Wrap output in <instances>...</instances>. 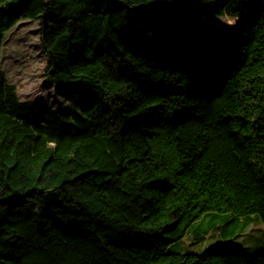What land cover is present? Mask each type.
Listing matches in <instances>:
<instances>
[{"label": "trees", "instance_id": "1", "mask_svg": "<svg viewBox=\"0 0 264 264\" xmlns=\"http://www.w3.org/2000/svg\"><path fill=\"white\" fill-rule=\"evenodd\" d=\"M22 18L69 103L0 73V264H264L171 250L204 216L198 240L264 223V0H9L0 54Z\"/></svg>", "mask_w": 264, "mask_h": 264}, {"label": "rangeland", "instance_id": "2", "mask_svg": "<svg viewBox=\"0 0 264 264\" xmlns=\"http://www.w3.org/2000/svg\"><path fill=\"white\" fill-rule=\"evenodd\" d=\"M9 0H0V6ZM206 28L216 32L230 48L239 44L241 19L236 16L205 18ZM48 58L40 44V22L36 19L22 18L5 36L1 45L0 73L6 83L16 88L20 101H41L58 108L69 103L68 86L51 83L45 71ZM222 224V221H219ZM223 225V224H222ZM207 217L198 220L180 241L171 246V250L181 253H264V223L252 218L247 226H222V233L211 229L204 238L198 240L193 230L204 232L208 229Z\"/></svg>", "mask_w": 264, "mask_h": 264}, {"label": "snow or ice", "instance_id": "3", "mask_svg": "<svg viewBox=\"0 0 264 264\" xmlns=\"http://www.w3.org/2000/svg\"><path fill=\"white\" fill-rule=\"evenodd\" d=\"M149 2H150V0H149ZM137 38H140V37H137Z\"/></svg>", "mask_w": 264, "mask_h": 264}]
</instances>
